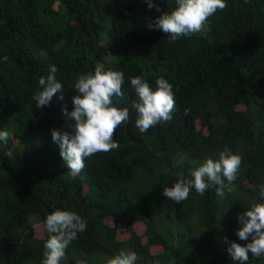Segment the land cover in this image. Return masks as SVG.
<instances>
[{"label": "trees", "instance_id": "trees-1", "mask_svg": "<svg viewBox=\"0 0 264 264\" xmlns=\"http://www.w3.org/2000/svg\"><path fill=\"white\" fill-rule=\"evenodd\" d=\"M160 14L144 0H0V129L10 133L0 143V264H41L44 219L57 208L88 224L64 264H104L122 249L137 252L138 264H234L223 237L246 243L236 236L237 214L264 185V0H228L202 32L176 40L147 27ZM97 64L124 72L115 102L130 118L114 133L120 147L85 158L72 177L51 131L68 130L72 86ZM52 65L64 98L37 107L39 77ZM131 76L173 84L171 120L139 131ZM225 147L242 157L226 198L214 188L179 203L163 195L188 173L173 157L203 161ZM245 264L264 259L250 253Z\"/></svg>", "mask_w": 264, "mask_h": 264}, {"label": "clouds", "instance_id": "clouds-1", "mask_svg": "<svg viewBox=\"0 0 264 264\" xmlns=\"http://www.w3.org/2000/svg\"><path fill=\"white\" fill-rule=\"evenodd\" d=\"M149 10L156 9L161 14L149 18L147 27L168 33L172 40L181 36L200 33L207 25L208 18L224 9L228 0H175V7L163 11L156 0H144ZM56 65L50 67L47 75L39 77V87L33 94L37 107L48 106L54 96L64 98V84L57 79ZM123 71L105 69L97 64L94 73L80 74L73 89L72 110L67 107L63 114L68 123V130L52 129L51 138L59 146L60 156L72 177H76L85 168V158L97 152H109L120 147L119 140L114 139L118 126L129 120V108L121 107L115 102L122 97ZM129 84L135 91L137 99L132 108L137 113L135 125L141 133L160 122L172 119L175 107L173 84L163 76L155 81V87L142 76H131ZM9 131L0 129V143L7 144ZM12 155L11 150L8 153ZM242 163V157L225 147L218 158L206 157L203 161L192 160L186 155L172 158L173 167L188 165L187 176H179L169 187L163 188V195L179 203L189 197L194 189L203 195L214 188L216 195L226 198L234 191V181ZM259 201L246 206V210L237 214L239 225L236 240L223 241L228 245L227 252L234 264H245L249 254L253 258L264 259V185L259 189ZM44 225L48 238L44 243L41 264H64L66 252L71 242L78 238L87 227V221L76 211L57 208L46 215ZM140 257L135 251L121 250L113 256H106L104 264H138ZM77 264H88L87 259Z\"/></svg>", "mask_w": 264, "mask_h": 264}, {"label": "rangeland", "instance_id": "rangeland-1", "mask_svg": "<svg viewBox=\"0 0 264 264\" xmlns=\"http://www.w3.org/2000/svg\"><path fill=\"white\" fill-rule=\"evenodd\" d=\"M136 229H137V231L139 232V233H142L143 232V228L142 227H136ZM122 237V236H121Z\"/></svg>", "mask_w": 264, "mask_h": 264}]
</instances>
